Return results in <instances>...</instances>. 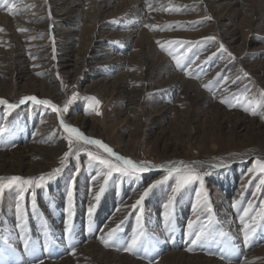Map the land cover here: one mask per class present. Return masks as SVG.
Masks as SVG:
<instances>
[{
  "label": "rangeland",
  "instance_id": "rangeland-1",
  "mask_svg": "<svg viewBox=\"0 0 264 264\" xmlns=\"http://www.w3.org/2000/svg\"><path fill=\"white\" fill-rule=\"evenodd\" d=\"M56 1L58 0H47L44 6L38 9V11L41 10L38 14L43 16L44 22L62 23L54 18L53 10H50V6L55 5ZM66 1L68 0L57 5L60 10L70 7L71 3L67 4ZM94 1L81 0V8H78L80 12L75 11L72 14V20L78 22L80 17V21L74 28L76 32L71 35L73 37L67 36L71 40V44L62 45L69 49L58 48L60 41L54 25L43 26L42 29L36 30L38 34L36 41L44 42L43 48L46 49L41 53L45 54L42 58L44 62L41 63V67L36 68L37 71L31 72L30 78L25 75L23 79H18L16 82L3 83V86L0 87V98L18 104L19 100L25 96H36L40 99H48L58 107H62L66 100L75 93L77 99L69 106L68 112L63 114V119L67 124L77 127L90 138L101 140L117 154L137 162H149L154 166L152 169H157L150 175L142 174L139 179L118 178V174H113L101 194L103 197L108 190L111 197L120 195L123 189L132 183L129 191L119 199L115 211H110V213L117 211L122 216L121 220L115 223V227L124 220L120 232L125 231V233L122 235L119 232V236L127 241L137 230L136 216L139 214L138 210L134 211L131 208V205L139 199L149 184L163 179L166 172L161 170V166L185 160V163L190 164L194 161L225 163L229 158L233 159L244 152L256 150L264 152V107L257 109L259 114L255 116L244 111V107L249 106L247 101H251L253 104H264V95H262L264 94V0H241L231 10L228 9L229 6H223L226 1L177 0L175 4L188 7L172 9L166 13L149 8L147 15L141 18L139 14H129L128 17L134 19L133 25L137 24L138 33L130 47L129 39L121 40L122 35L118 33L124 32L119 27L117 15L120 12L122 14L123 9L117 8V13L111 12L113 9L104 11L98 18H95L93 10L90 9ZM124 1L115 0L113 3ZM46 7L50 10L49 12L45 11ZM83 12L84 17H82ZM99 25L100 27L104 25L103 34H97L95 28ZM144 25H150L151 28L144 27ZM0 29L10 28L1 21ZM20 32L16 31L18 37L21 36ZM0 33L4 34V31H0ZM150 34L161 36L153 42L156 51H154L151 42L150 47L147 43ZM12 35V31H10L8 35L10 39ZM206 37H215V39L207 40ZM97 38H105L104 42H108L111 51L116 44L125 42L127 45L122 54L126 60L119 68L115 65L113 70L116 72L107 78L99 75L101 72L104 73L103 69L108 67L105 63L107 59L98 60L92 57L96 55L94 47L97 45ZM235 38L237 40L231 44L230 41ZM171 41H186L191 44L178 47L168 43ZM0 43V47H4L6 41L0 38ZM161 44L164 45V48L172 51L173 55L170 56L168 51L162 49ZM221 44L226 51L221 50ZM60 50L68 52L67 60L69 61L63 62L62 58L58 60V51ZM185 51H187V55L181 61V65L184 67L174 69H177L182 76L185 75V79L196 82L205 78L213 69L221 66L219 69L221 76L216 78V83H213L214 87L210 91L212 93L216 89L214 102L219 101L220 106L222 105L227 113L238 112L241 117L245 118L244 122L240 124L237 119L227 118L225 114L219 115L216 111H202V104L199 99H196L197 91L188 92L186 96H179L182 83L174 82L172 85H165L164 80L170 74H161V71L159 74L150 61L149 52H157L163 55L166 61H174L172 64L175 65L176 61L173 56H179ZM208 52L210 54H207ZM196 57L199 59H195ZM190 59L195 60V63H190ZM33 60L36 61L35 58ZM205 64V69L201 70V65ZM149 67L153 68V71ZM176 67H178L177 64ZM190 67H193V70ZM185 69L189 74H186ZM195 71L198 73L195 74ZM143 72L150 74L146 83H143V77H140ZM156 72L158 75L153 74ZM244 73H247V76ZM224 76L230 77L231 83L220 89L218 86L223 85V79L226 78ZM103 78H106L105 81L107 79L109 81L99 80ZM99 83L104 85H99L102 86L99 87L97 86ZM231 89L234 91L230 92ZM91 97L100 101L98 108L89 107V98ZM245 97H247V101L244 99ZM168 98L171 100L166 101ZM237 98L239 103H237ZM221 100H227L228 103H221ZM164 105L170 107L166 112L162 108ZM205 105L207 106L208 103ZM251 119H255L263 126L251 132L254 130V126L249 121ZM41 129L44 130L41 131ZM248 130H250L249 133ZM65 135L66 133L59 126V118L50 109L33 105L31 102L20 105L14 110L0 105V151L25 148L24 154L30 153L29 162L33 163L31 168L22 167L19 169L21 171L15 168L16 170L1 172L0 168V178L6 179L11 176L38 178L60 167V161L68 151L67 141L63 138ZM35 138H37L36 141L33 140ZM57 138H61L62 140H60L63 142V148L59 155L53 154L54 150L49 149L54 147L53 140ZM257 158L264 160L262 157H249L245 161L233 162L218 171L211 167L197 168L204 179L202 195L199 199L197 198V193L201 192V189L198 182L194 183L177 194L172 209V225L177 221L176 210L179 207L185 206L190 211V216L184 217L183 221L179 222V226L182 222L181 232L178 228L179 238L185 235L184 229H187L188 222L196 220L199 216L194 228H207L215 234H227L223 238L217 236L215 243L206 246H217L219 250L225 252V256L235 253L241 245L244 246L242 226L239 222L241 210L247 207L248 202L256 205L257 210L259 205L264 203V187L261 192H256L259 177H254L249 171ZM77 164L80 165L78 172L76 171ZM98 171V167L89 168L87 157L82 151L79 160L75 157L69 158L67 166L64 167L61 174L47 181L42 187L26 191L22 201L19 199L18 189H5L3 196H0V264H9L18 256V246L15 241L11 243L16 249L15 253L4 244V240L8 241L7 236H11L10 231L21 230L18 227L19 220L16 215L18 203L25 211L26 221L30 220L34 225L40 223L41 216L46 214L48 209H54L57 199L59 212L67 217V191L70 182L74 180V185H71L74 188L72 209L74 215L77 200L89 199L90 196L94 197L99 192L97 188L100 189L103 177L97 178ZM222 179L231 182L232 186L229 191H223L219 187L220 183L218 182ZM173 186L174 180L169 179L166 183L153 189L143 202L145 247L148 250V255L155 256L149 261L144 259L149 263L143 264H179L178 260L177 263L174 261L160 263V259L169 251L163 249V251L156 252L161 246L160 240H158L161 235L152 233V228L147 226V220L155 216L162 223L161 234H169L174 231L171 227L166 228L163 207L171 195ZM33 193L35 194V209L32 207ZM205 196L207 203L211 206V214L202 207L205 203ZM233 199L240 202L238 207H233V203L236 202ZM88 202L85 200L84 205ZM82 208L85 212V207ZM63 223L65 226L67 225L66 221ZM263 225L264 222H261L260 227ZM109 228L96 227L91 238L100 235V231L109 230ZM186 231L188 232V230ZM86 232L85 228L82 235ZM94 233L98 235H94ZM255 236L251 241L256 240ZM74 238L76 239L75 235ZM52 239H55V235H51L50 242L53 241ZM262 243L264 242L252 247L248 252L259 249ZM54 249L52 250L54 251ZM37 251L38 247H35V252H31L35 255ZM141 252L143 253V251ZM206 257L218 258L213 253L207 254ZM14 264H18L17 260Z\"/></svg>",
  "mask_w": 264,
  "mask_h": 264
},
{
  "label": "bare ground",
  "instance_id": "bare-ground-1",
  "mask_svg": "<svg viewBox=\"0 0 264 264\" xmlns=\"http://www.w3.org/2000/svg\"><path fill=\"white\" fill-rule=\"evenodd\" d=\"M47 0H4V3L0 4L1 14H0V24L1 21L9 27L10 29H3L4 34L0 33L1 40L6 41L4 44V47H0V87L3 86V83L5 82H16L18 79H23L25 75H28L30 78V74L33 71H37V67H41V63L44 62L42 58L45 54H41L46 49L43 48L44 42H38L36 41L38 38L37 31L42 29L43 26L48 27L49 25L55 26V31L57 32V35L59 36L60 46L59 49H69L64 48L65 43L67 45L71 44V40L68 39L67 36H71L76 32L74 28H76L77 20H72V14L78 10V8H81L80 1L81 0H68L66 1L67 4H70V7L64 8L63 10H60V8L57 6L59 3L63 4L65 0H58L55 2V5L50 6V10H53V14L55 15V19L57 21H61V24H55L52 22H44L45 19H43L42 15L38 14L41 12L38 11V9L42 6H44V3ZM115 0H95L92 3V6L90 9L93 10V16L95 18H98L104 11L107 12L111 9L117 13V8L123 9V13H117L118 15V24H120L119 27H121V31H124L123 33L118 32L120 35H122L121 40H128L129 39V47L132 45V42L135 41L134 38L138 35L137 33V24L133 25V18H129V14H139L140 18L147 15L148 10H159L161 12H169L172 9H186L187 5H177L175 4L177 0H125L124 2H117L113 3ZM180 1V0H179ZM217 1H226L225 5L223 6H229L228 9L231 10L234 5H237L241 0H217ZM136 2V3H135ZM15 4V8L13 9L12 13H9L7 11V8ZM185 4V3H184ZM118 9V10H120ZM45 8L46 12L50 11ZM5 12V13H4ZM110 12V13H111ZM127 14V15H125ZM37 15V16H36ZM84 15V12L82 14V17ZM121 15V16H120ZM154 26V25H152ZM156 26V25H155ZM158 26V24H157ZM102 27V28H101ZM97 26L96 31L97 34H103L104 33V25ZM151 28V27H150ZM149 28V29H150ZM18 29H24V31L20 32L21 36L16 35V31ZM37 30V31H36ZM12 31L11 39L8 36L9 32ZM136 35L134 36V34ZM101 36V35H100ZM36 37V38H35ZM131 37V38H130ZM161 36L159 34H150L148 36L150 47V42L152 44V47L154 48V51H156L155 44L153 45L154 40L157 38H160ZM97 45L94 47V53H96L95 56H92L94 59H107L105 62L108 67L104 70V73L101 72V76L109 77L111 74L115 73L116 70H113V67L116 65L118 68L122 66L123 62L126 60L122 56L124 53L123 49L126 45L120 43L116 44L113 51L109 49L108 42H104L105 38H97ZM235 39H232L230 41L231 44L235 43ZM157 42V41H156ZM1 45V43H0ZM63 47V48H62ZM147 47V49L149 48ZM151 47V48H152ZM149 50V49H148ZM151 50V49H150ZM71 51V50H70ZM150 53V61H152L153 67L159 71H161V74L167 73L170 74V76L164 80L166 83L165 85H172L174 82H177L179 84L182 83V88H180V97L186 96L188 92H196V99L200 100L202 104V111H216L219 115L225 114V116L233 117L237 119L240 124L245 121L244 117H241L238 112L235 113H227L224 110V107L219 104V101L214 102L215 94L214 91L211 93V88L214 87L213 83L215 82L216 78H219L221 75V72H219V69L221 66H218L217 68L213 69L210 74H208L205 78L202 80H198L196 82L185 79L182 74H180L177 69L179 67H176V64L173 65L174 61H166L165 57L157 52H149ZM59 58H62L61 61L66 62L67 60L68 52H63V50L58 51ZM207 54H210L208 52ZM62 56V57H61ZM35 58L36 61H32V59ZM214 58V57H213ZM115 60V61H114ZM210 60V59H209ZM71 61V60H70ZM157 67V68H156ZM206 64L204 66L201 65V70L205 69ZM177 68V69H174ZM191 68V67H190ZM151 71H153V68L149 67ZM193 70V67L191 68ZM196 72V71H195ZM103 73V74H102ZM196 72L195 74H197ZM154 75H158V73H153ZM223 74V73H222ZM231 74V73H229ZM150 74L142 73L140 77H143V83H146L148 80ZM215 76V77H214ZM214 77V78H213ZM226 77V76H224ZM8 78V79H6ZM106 78L99 79L103 82L106 80ZM187 78V77H186ZM32 79V78H31ZM26 80V79H25ZM107 81H109L107 79ZM105 81V82H107ZM216 83V82H215ZM231 83V78L226 77L223 79V85L218 86V88L222 89L226 87L227 84ZM104 85V84H97ZM144 85V84H143ZM177 85V84H176ZM207 85V87H205ZM102 87V86H99ZM161 87V86H160ZM234 91V89H231V91ZM229 94V93H228ZM223 97V96H221ZM171 99L168 98L166 101H170ZM218 100V99H217ZM208 105L206 106L205 104ZM204 105V106H203ZM164 112L168 111L170 108L169 106L164 105L162 107ZM251 124L254 126V130H251V132L258 130L260 126H263L262 124L258 123L255 119L249 120ZM248 129V128H247ZM246 129V130H247ZM44 129H41L43 131ZM48 131V130H45ZM248 133L250 130L247 131ZM43 137V136H41ZM61 138H57L56 140H53V149L54 153L56 155H59L60 151L63 148V142L60 140ZM37 140V138L33 139ZM1 146V145H0ZM5 148V147H4ZM25 148H16L13 150H1L0 151V168L1 172H9L13 169L19 170L22 167H30L33 165V163L29 162V159H31V154L25 153ZM22 151V152H21ZM249 157H262L264 158V152L262 151H248L241 153L240 155L234 157L233 159H230L223 162H204V161H194L191 164L195 165H202L203 168L210 167L214 164H222L221 167L213 168L215 171H218L220 169H223L224 167L229 166L233 162L236 161H245ZM186 162V160L184 161ZM35 164V163H34ZM252 167V166H251ZM10 169V170H4V169ZM15 169V170H16ZM157 169H152L151 171L144 173L146 176L150 175L151 173L155 172ZM21 171V170H19ZM220 185L219 187L222 188V190L229 191L232 184L231 182H228V180L222 179L219 180ZM130 185L132 183L128 184L125 189H123L122 193L117 196L111 197L108 190L103 195V197L100 198L99 202L95 201L94 197L90 196L89 199L84 200H77L75 202V214L72 217V224H73V230L71 234V239H69L66 234V226L64 225V221L67 223V217L64 216V214L59 212V202L58 199L55 201L54 209L46 211V214H43L40 219V223L38 225H34L32 221L27 220V229L25 233H21V230L13 229L14 231L11 232V236H7L9 244L13 243L15 241L18 246L17 248V262L18 264H26L28 262L31 264H37L38 260H43L44 264H143L147 263L149 259L155 257L153 254L148 255V261L144 260L142 257L144 253L140 252L139 255L137 254H130L126 253L122 250H118L116 247H106L104 243L102 242V239L106 238V234L108 231H110L112 228H115V223L119 222L122 218L119 212L116 211V213H110V211H113L116 209V206H118L119 199L122 198L128 191ZM99 190V188H97ZM92 197V200H91ZM89 201L88 203H85L84 201ZM235 200V199H233ZM236 201V200H235ZM81 203V204H80ZM94 207V214L91 217V222L89 220L88 216V209L90 206ZM125 205V204H124ZM127 206V205H125ZM232 206V205H231ZM85 207L86 211L84 212L83 208ZM123 207V206H122ZM115 211V210H114ZM48 212V213H47ZM122 213V212H121ZM231 215V214H230ZM190 216V211L184 206L179 207V209L176 210V222L173 223L171 226V229H174L172 233L169 234H161V226L162 223L159 221L157 217H151L149 220H147V226L150 227L152 233H156L158 236L161 235V238H158L160 240V247H158L156 252L163 251V249L169 251L166 253V255L163 256V258L160 259L161 262H176L179 261V264L185 263V264H229V261H231V264H263L264 262V243H262L261 247L259 249H255L254 252H248L252 247L257 246L259 243L264 242V225L260 227L258 233H256V240L250 241L249 244H244V246L239 247L236 249L235 253L229 254L228 256H225V252L222 250H219L217 246L211 245V246H200L196 245L193 246L191 244V237L189 235H186L188 232L185 230V235L181 236L182 238H179L180 236L178 228L181 232V224L179 226V222L183 221L184 217ZM193 217V216H192ZM228 219V218H227ZM189 220V219H188ZM124 221V220H122ZM160 222V223H159ZM58 223V224H57ZM65 223V224H66ZM121 223V222H120ZM47 225V235H45L44 230L42 228L43 225ZM118 225V224H117ZM235 225V224H234ZM103 226L105 229L110 227L109 230H102L100 231V235L94 233V238L92 237V232L96 227ZM14 227V226H13ZM87 230V232L83 234V230ZM167 228V227H166ZM103 229V228H102ZM170 229V231H171ZM19 232V234H17ZM53 233V234H51ZM125 231L120 232V234L124 235ZM9 234V233H8ZM25 235L30 244L35 245V247H38V251L35 255L32 254L31 251H25L23 240L21 239V236ZM51 235H55V239L50 242ZM76 236V239L74 237ZM167 235V237H166ZM242 235V234H241ZM57 237V238H56ZM167 238V241H166ZM13 239V240H12ZM123 240V239H122ZM215 243V242H214ZM162 247V248H161ZM259 247V246H258ZM53 248L54 251L52 250ZM73 248L75 250V255L71 254L73 251ZM192 249V250H189ZM194 251V252H193ZM28 253V255H25ZM193 253V254H192ZM213 253L215 254L216 259L206 257L207 254ZM157 254V253H156ZM212 256V255H211ZM5 258V257H4ZM3 260V258H2ZM6 260V259H5ZM16 260H11L9 264H14ZM4 261V260H3ZM26 262V263H25ZM149 263V262H148ZM177 263V262H176ZM155 264V263H151Z\"/></svg>",
  "mask_w": 264,
  "mask_h": 264
},
{
  "label": "snow or ice",
  "instance_id": "snow-or-ice-1",
  "mask_svg": "<svg viewBox=\"0 0 264 264\" xmlns=\"http://www.w3.org/2000/svg\"><path fill=\"white\" fill-rule=\"evenodd\" d=\"M4 3V0H0V4ZM15 8V4L10 5L7 8L9 13L13 12ZM144 27H151L150 25H144ZM19 31H24V29H18ZM0 31H3L0 29ZM207 40H214L215 37H206ZM159 43V42H158ZM170 44H175L178 47L184 44H191V42L186 41H171L168 42ZM162 49L168 51L170 56L173 55L172 51L164 48V45L161 44ZM220 48L222 51H226L224 46L221 44ZM55 51V50H54ZM187 55V51L181 53L179 56H173V59L176 61L178 67H184L181 65V61L184 56ZM231 56V53H229ZM195 59H199L196 57ZM190 63H195V60L190 59ZM186 74H189L187 69ZM247 76V73H244ZM207 87V85H205ZM264 95V94H262ZM77 99V94H73L70 98L66 100L62 107H58L57 104L53 103L48 99H40L36 96H25L21 98L17 103H10L9 101L0 98V105L7 107L9 110H14L20 105H24L28 102H31L36 106H43L45 109H50L53 113H56L59 118V126L63 130L66 135L63 137L68 144V151L64 154L63 158L60 161V167L54 169L46 175H41L38 178H24L21 176H11L6 179L0 178V196H3L5 189H18L19 190V199L22 201L24 199V193L32 188L42 187L47 181L54 179L56 176L63 172L64 167L67 166V162L70 157H75L79 160L80 154L83 151L84 155L87 157V163L89 168L98 167L99 171L97 173V178L103 177V183L100 185L99 192L94 195L95 201L99 202L101 198V194L105 190V186L108 184L109 180L113 177V174H118V178L127 177L129 179H139L142 174L147 173L152 170L154 167L149 162H137L130 158H126L122 155L117 154L114 150L108 146L106 143L102 142L99 139L90 138L85 135L82 131H80L77 127L70 126L63 119V114L67 113L69 110V106ZM247 101V97L244 98ZM249 106L244 107V111L250 112L251 115H258L259 112L257 109L264 107V104H253L251 101H247ZM221 103H228L227 100H221ZM237 103H239V99L237 98ZM100 105V101L96 98H89V107L96 109ZM236 106V105H233ZM97 114H100L97 112ZM91 149V150H90ZM222 164H214L210 167L216 168L221 167ZM198 167H202V165H195L190 163H185L183 161L180 162H170L167 165L161 166V170L166 172V175L162 180H157L155 183L149 184L140 195L139 199L135 201L134 204L131 205V208L135 211L138 210L139 214L136 216V224L137 230L132 234L129 240H122L119 236V232L121 229V224H118L115 228H112L107 232L106 238L102 239V242L106 247H116L118 250H122L126 253L137 254L139 255L141 251H143V259H148L147 256V248L145 247V236L146 233L143 231V202L145 198L155 189L158 185L166 183L169 179L174 180V186L171 188V195L168 197L167 203L164 204V221L166 227L172 226V209L174 208L175 198L178 193H180L186 187L199 183L201 192L197 193V198L202 195L204 188V179L203 175L197 170ZM80 165H76V171L78 172ZM250 173L253 174L254 177H259V183L256 185V192H261L262 187H264V160L255 159L252 168L249 170ZM74 180L70 182V187L67 191V225L65 234L71 239V234L73 230L72 217H73V195L74 188L71 185H74ZM35 194L33 193V209L36 208ZM239 201L233 203V207H238ZM94 205L90 206L88 209V216L91 222V217L94 212ZM202 207L211 214L212 209L210 204L206 201ZM242 214L239 217V222L241 227V231L243 233V242L247 245L255 236L257 229L260 227L261 222H264V203H261L258 207L254 205L252 202H248L247 207L243 208ZM16 215L19 220L18 227L21 229V233H25L27 229L26 216L25 211L21 204L16 205ZM199 220V216H197L196 220H190L187 224L188 235L192 237L191 244L193 246L200 245L204 246L210 243H214L217 240V236L223 238L227 236L226 233L215 234L208 230L207 228H194V225ZM45 235H47V225L42 226ZM231 239V237H228ZM23 240L25 251L35 252V245L30 244L28 238L25 235L21 236ZM4 244L8 246L9 249L13 253H15L16 249L9 244L7 240H4ZM192 250V249H189ZM75 255V250L73 248L72 253ZM37 264H44L43 260H38ZM231 264V261H229Z\"/></svg>",
  "mask_w": 264,
  "mask_h": 264
}]
</instances>
